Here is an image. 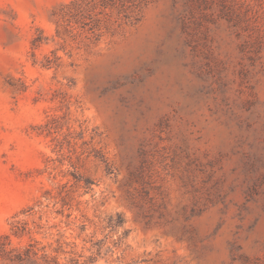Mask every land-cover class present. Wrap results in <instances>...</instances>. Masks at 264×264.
Returning a JSON list of instances; mask_svg holds the SVG:
<instances>
[{"label":"rangeland","instance_id":"1","mask_svg":"<svg viewBox=\"0 0 264 264\" xmlns=\"http://www.w3.org/2000/svg\"><path fill=\"white\" fill-rule=\"evenodd\" d=\"M0 264H264V0H0Z\"/></svg>","mask_w":264,"mask_h":264}]
</instances>
